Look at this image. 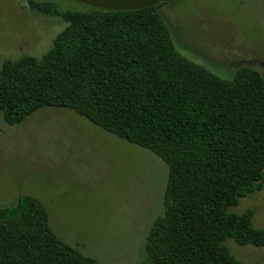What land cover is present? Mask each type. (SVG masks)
I'll return each mask as SVG.
<instances>
[{
  "label": "trees",
  "instance_id": "obj_1",
  "mask_svg": "<svg viewBox=\"0 0 264 264\" xmlns=\"http://www.w3.org/2000/svg\"><path fill=\"white\" fill-rule=\"evenodd\" d=\"M61 10L29 0L64 28L40 58L0 66V115L18 124L42 107L70 109L167 167L163 211L134 264H243L226 239L264 245L252 210L230 211L264 181V78L239 66L223 78L182 55L157 11ZM0 264H98L59 239L43 205L0 207Z\"/></svg>",
  "mask_w": 264,
  "mask_h": 264
},
{
  "label": "rangeland",
  "instance_id": "obj_2",
  "mask_svg": "<svg viewBox=\"0 0 264 264\" xmlns=\"http://www.w3.org/2000/svg\"><path fill=\"white\" fill-rule=\"evenodd\" d=\"M29 0H0V66L40 58L65 22L31 9ZM36 2L46 0H35ZM61 10L88 9L51 0ZM176 49L223 78L239 66L264 78V0H173L158 6ZM167 167L147 148L128 143L70 109L42 107L21 123L0 115V207L22 195L45 208L54 234L98 264H134L152 220L163 211ZM251 209L264 228L262 188L230 211ZM243 264H264V245L226 239Z\"/></svg>",
  "mask_w": 264,
  "mask_h": 264
},
{
  "label": "water",
  "instance_id": "obj_3",
  "mask_svg": "<svg viewBox=\"0 0 264 264\" xmlns=\"http://www.w3.org/2000/svg\"><path fill=\"white\" fill-rule=\"evenodd\" d=\"M90 6L106 10H131L146 6H153L160 2H169L173 0H75Z\"/></svg>",
  "mask_w": 264,
  "mask_h": 264
}]
</instances>
